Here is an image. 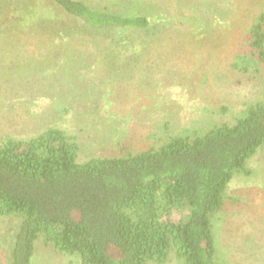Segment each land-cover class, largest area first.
<instances>
[{"label": "rangeland", "instance_id": "obj_1", "mask_svg": "<svg viewBox=\"0 0 264 264\" xmlns=\"http://www.w3.org/2000/svg\"><path fill=\"white\" fill-rule=\"evenodd\" d=\"M85 1L116 7L125 0ZM145 1L161 23L123 31L150 41L145 50L124 52L83 30L70 39L38 32L46 27L34 20L68 19L52 0H0V140L57 125L77 137L80 159L141 150L161 135L232 119L264 95V69L249 79L229 67L264 0ZM107 49L110 60L101 58ZM247 164L252 174L231 179L226 195L237 199L214 219L215 245L227 264H264V144ZM17 222L0 216V264H10ZM30 264L70 261L37 242Z\"/></svg>", "mask_w": 264, "mask_h": 264}, {"label": "trees", "instance_id": "obj_2", "mask_svg": "<svg viewBox=\"0 0 264 264\" xmlns=\"http://www.w3.org/2000/svg\"><path fill=\"white\" fill-rule=\"evenodd\" d=\"M52 1L68 19L34 20L36 28L46 27L38 32L70 39L83 30L118 50H145L150 41L122 32L157 30L161 23L145 0L117 1L116 7ZM111 51L100 57L110 60ZM229 67L249 79L263 73L264 12L234 46ZM263 144L264 95L232 119L117 154L80 159L77 137L57 125L26 138L6 135L0 140V216L18 221L10 264H30L37 242L70 264H227L215 245L214 219L228 199H237L227 198V185L235 175L252 174L248 160Z\"/></svg>", "mask_w": 264, "mask_h": 264}]
</instances>
